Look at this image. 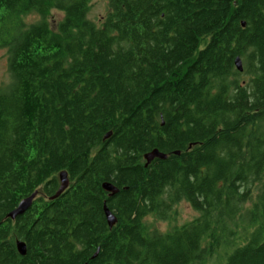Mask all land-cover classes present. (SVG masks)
Returning <instances> with one entry per match:
<instances>
[{"label": "trees", "instance_id": "16d2710c", "mask_svg": "<svg viewBox=\"0 0 264 264\" xmlns=\"http://www.w3.org/2000/svg\"><path fill=\"white\" fill-rule=\"evenodd\" d=\"M91 1L0 0V264H264V0Z\"/></svg>", "mask_w": 264, "mask_h": 264}, {"label": "rangeland", "instance_id": "374dc122", "mask_svg": "<svg viewBox=\"0 0 264 264\" xmlns=\"http://www.w3.org/2000/svg\"><path fill=\"white\" fill-rule=\"evenodd\" d=\"M108 11L106 0H92L89 12L87 14L88 18L93 21H99L103 18ZM62 14L59 11L53 10L48 16L50 25L54 28L56 21L61 19ZM39 17L36 14H29L24 17L26 23L36 21ZM5 25H2V28ZM10 32V31H9ZM9 81V74L7 72V49L0 48V85L6 84ZM197 213L190 207V205L185 201H180L173 206L171 218L168 220H159L155 217L148 216L144 219V223L150 229H157L164 232L171 228L173 225H181L187 221L192 220ZM207 264H215L213 259Z\"/></svg>", "mask_w": 264, "mask_h": 264}, {"label": "water", "instance_id": "95a60500", "mask_svg": "<svg viewBox=\"0 0 264 264\" xmlns=\"http://www.w3.org/2000/svg\"><path fill=\"white\" fill-rule=\"evenodd\" d=\"M242 25H244V23H242ZM234 66L238 72L243 71V64H242V60L240 57H236L234 59ZM154 158L165 159L166 154H163L159 152L158 150H152L144 154V159L146 161V164L151 162ZM68 183H69V179H68L66 171H61L59 173V188L57 192L53 196L50 197V199L57 198L61 193H63V191L68 187ZM102 188L109 194H115L118 192V190L111 183H108V182L103 183ZM36 196H37V192L35 191L30 196L22 199L17 205V207L8 214V217L11 219H15L17 216L22 215L27 209L30 208L32 201L34 200ZM103 211H104L105 219H106L108 226L112 227L116 222L115 216L111 213V211L108 209V207L105 204L103 206ZM16 248L20 255L24 256L26 254V244L24 242L18 240L16 242ZM96 254L97 252L95 253V255Z\"/></svg>", "mask_w": 264, "mask_h": 264}, {"label": "flooded vegetation", "instance_id": "af4514ba", "mask_svg": "<svg viewBox=\"0 0 264 264\" xmlns=\"http://www.w3.org/2000/svg\"><path fill=\"white\" fill-rule=\"evenodd\" d=\"M68 185H69V183H68ZM68 188V187H67Z\"/></svg>", "mask_w": 264, "mask_h": 264}]
</instances>
